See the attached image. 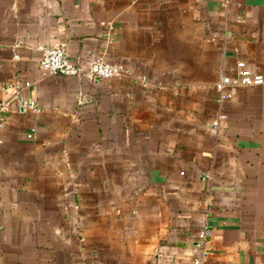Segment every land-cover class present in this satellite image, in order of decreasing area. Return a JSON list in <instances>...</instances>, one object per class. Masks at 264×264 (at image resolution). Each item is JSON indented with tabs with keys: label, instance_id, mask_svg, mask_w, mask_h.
<instances>
[{
	"label": "crops",
	"instance_id": "crops-1",
	"mask_svg": "<svg viewBox=\"0 0 264 264\" xmlns=\"http://www.w3.org/2000/svg\"><path fill=\"white\" fill-rule=\"evenodd\" d=\"M56 45L122 70L49 72ZM242 60L264 74V0H0V264H197L203 247L264 264V82L217 99ZM25 80L41 111L14 98Z\"/></svg>",
	"mask_w": 264,
	"mask_h": 264
},
{
	"label": "built area",
	"instance_id": "built-area-1",
	"mask_svg": "<svg viewBox=\"0 0 264 264\" xmlns=\"http://www.w3.org/2000/svg\"><path fill=\"white\" fill-rule=\"evenodd\" d=\"M18 46V43L15 44V48ZM41 66L48 70L49 72L55 74H73V75H82L86 74L90 77H101V78H111L119 74L122 70V66L108 62L103 58L96 57L92 59L86 65H81L68 55L67 50L62 45L56 46H41ZM18 54L15 52V57ZM238 71L236 74H224L216 82L217 89V99L219 102H223L226 99L233 96V87L237 85H249V84H259L264 82V74L260 72H253L246 67L245 61L238 62ZM31 85V81L25 80L24 83L17 82L14 84L15 92L13 94L14 98L24 107H29L37 111H41V108L37 105L34 100H30L21 95V89L24 86ZM9 101L1 102V109L6 110L8 108ZM225 113H221L219 118L215 119L213 125L218 127L220 120L226 118ZM5 123L3 118L0 116V140L2 139V129L4 128ZM29 137H33L32 132L28 133ZM203 245L206 241V233L203 232L201 239ZM205 248L203 247V254H201L197 259V264H203V257L205 256Z\"/></svg>",
	"mask_w": 264,
	"mask_h": 264
}]
</instances>
